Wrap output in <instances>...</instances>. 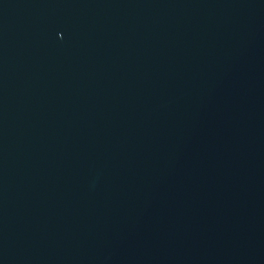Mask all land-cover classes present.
<instances>
[{"label": "water", "instance_id": "water-1", "mask_svg": "<svg viewBox=\"0 0 264 264\" xmlns=\"http://www.w3.org/2000/svg\"><path fill=\"white\" fill-rule=\"evenodd\" d=\"M0 264H264V0H0Z\"/></svg>", "mask_w": 264, "mask_h": 264}]
</instances>
